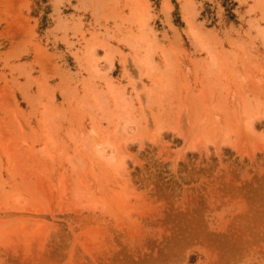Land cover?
I'll use <instances>...</instances> for the list:
<instances>
[{"label":"rangeland","instance_id":"374dc122","mask_svg":"<svg viewBox=\"0 0 264 264\" xmlns=\"http://www.w3.org/2000/svg\"><path fill=\"white\" fill-rule=\"evenodd\" d=\"M0 264H264V0H0Z\"/></svg>","mask_w":264,"mask_h":264}]
</instances>
